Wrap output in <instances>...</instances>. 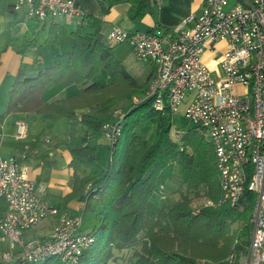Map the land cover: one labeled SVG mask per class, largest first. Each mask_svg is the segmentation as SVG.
<instances>
[{
    "label": "trees",
    "instance_id": "trees-1",
    "mask_svg": "<svg viewBox=\"0 0 264 264\" xmlns=\"http://www.w3.org/2000/svg\"><path fill=\"white\" fill-rule=\"evenodd\" d=\"M5 1L7 9L14 11L12 0ZM97 1L101 15L115 4L127 2L133 17H142L152 15L155 5L154 0ZM71 37L70 50L58 54L50 66L35 59L29 68L18 70L6 110L0 114V127L5 116L12 113L66 118L69 136L65 147L71 156L72 190L57 207L64 212L67 204L77 199L82 212L95 213L99 221L91 230L94 241L77 264H108L115 259L116 251L124 249L134 250L131 264H221L233 247L249 242L254 195L245 191L236 206L219 204L213 145L197 126L188 125L173 137V114L166 101L161 110L154 108L157 95L133 103L146 92L154 76H133L127 70L115 56L116 45L104 41L98 16L84 14ZM25 38L29 45L36 40L29 34ZM26 44L6 42L0 46V54L9 46L22 53ZM100 69L109 76L106 85L92 82L71 96L51 102L45 99L47 85H78L92 80ZM120 103L128 108L120 118V132L110 148L108 162L97 172L103 121L93 112ZM146 126L151 128L150 134L138 135L136 130ZM39 154L44 167L52 165L46 153ZM182 165L194 167L197 184L204 186V192L197 188L193 195L183 194L173 205L154 203V196L162 194L174 170ZM9 264L33 263L16 260Z\"/></svg>",
    "mask_w": 264,
    "mask_h": 264
},
{
    "label": "built area",
    "instance_id": "built-area-1",
    "mask_svg": "<svg viewBox=\"0 0 264 264\" xmlns=\"http://www.w3.org/2000/svg\"><path fill=\"white\" fill-rule=\"evenodd\" d=\"M12 5L35 22L81 20L84 15L78 0H12ZM106 38L111 46L127 44L137 59L153 66L149 88L135 99L157 95L154 108L161 110L166 101L172 114L183 106L187 124L202 129L213 145L219 204L236 206L245 191L254 195L249 242L233 247L221 264H264V0H204L198 14L173 29L112 27ZM220 42L226 48L213 71L202 56ZM102 129L111 148L120 119L104 122ZM26 136L25 125L18 123L16 137ZM2 141L0 127V263L77 264L94 241L91 231L80 230L82 216L60 212L27 175L23 161L36 149L24 143L4 157ZM47 219L54 223L46 234L24 237Z\"/></svg>",
    "mask_w": 264,
    "mask_h": 264
},
{
    "label": "crops",
    "instance_id": "crops-1",
    "mask_svg": "<svg viewBox=\"0 0 264 264\" xmlns=\"http://www.w3.org/2000/svg\"><path fill=\"white\" fill-rule=\"evenodd\" d=\"M80 4L81 0H78L79 7ZM203 4L204 0H162L161 4L155 3L152 15L147 14L142 17H133V11L130 4L127 2H121L111 6L106 14L103 15L99 13V5H96L93 10L84 14L95 15L102 20V27L104 26V28H102V34L104 36V32L107 34L112 27H119L128 32L151 30L156 26L173 29L178 26L185 17L198 14L202 9ZM23 11L24 19L20 24H17V26L19 25V29L21 31L19 34H23L22 36L24 39L27 34L37 39L38 33L45 30L47 26V30L49 31H52L56 27V20H47L44 22L27 20L26 17H24L25 10L23 9ZM10 13L13 14V21L15 22L18 12L12 11ZM106 29L108 30L106 31ZM225 48L226 44L224 42H220L216 45L215 50H205L202 58L204 63L211 70L214 71L218 68V61ZM114 53L115 56L123 62L127 69L135 68L137 72L136 76L148 75V77L150 76L151 78L154 76L153 66L147 61L137 59L127 44L122 43L114 46ZM35 59H38L41 63H43L41 58L37 55L30 54L27 56L26 50L22 53H18L12 46H9L5 51L1 52L0 91L2 89V92L5 93V97L7 96V99L10 86L13 83L18 70L21 68L22 61L26 60L27 65L30 66ZM108 78L109 76L107 72L100 69L94 75L92 80H85L78 85L72 84L69 86H63L61 84H49L45 87L44 97L48 102L65 98L76 94L79 88L87 86L92 82L99 86H104L107 84ZM7 101L8 100H6V103H4V101L3 103H0V114L5 112ZM103 109L107 111L112 110L113 108H99L93 113L98 117L97 112ZM102 121L104 122V120ZM17 122L26 123L25 127L27 137L25 141L31 147L38 148L36 154L29 156V163L27 162L26 164V159L22 166L27 175L36 181L39 189L43 190V197L46 201L57 206L58 201L72 190L71 169L69 167L71 156L65 147V143L68 141L69 136L66 118L63 116H45L31 113H12L6 115L1 126V130L3 132V144L8 143V156L14 155L21 149V145L25 143L24 140L19 141L15 137ZM102 143H105L107 151L102 150ZM40 152L47 154L48 161L52 162L51 166H43L42 159L39 154ZM109 155V142L103 137L100 140V146L97 150V161L95 167L97 172H101L104 169L108 162ZM33 159H36V161H33L32 163ZM75 201L77 202V209L81 206V202L77 199L71 200L64 210L69 215L73 214H70L68 207ZM53 223V219H49L47 224H43L40 227V235L46 234ZM94 227L95 226L91 227V229L83 230L81 226L80 230L89 232Z\"/></svg>",
    "mask_w": 264,
    "mask_h": 264
},
{
    "label": "rangeland",
    "instance_id": "rangeland-1",
    "mask_svg": "<svg viewBox=\"0 0 264 264\" xmlns=\"http://www.w3.org/2000/svg\"><path fill=\"white\" fill-rule=\"evenodd\" d=\"M109 0H104L105 3H108ZM96 5L98 4L97 0H81L80 4V10L82 13H87L93 10ZM155 6V5H154ZM18 15L15 19V22L13 21V14L9 12L7 9L6 1L3 0L0 3V46H2L6 42H10L11 44L15 45H24L26 44L27 38L24 39L19 29V25L23 18V9L18 10ZM100 13V12H99ZM9 17V18H8ZM3 21V22H2ZM13 21V22H12ZM81 20L77 19H66V18H57L56 19V27L49 31L48 26L45 30L40 31L38 33L37 41L34 42V45H29V43L26 44V55L29 56L30 54L37 55L41 60L43 61L44 66H50L53 63L54 58L63 52H66L70 50L72 45V37L71 32L74 31L76 28V25ZM104 28V26L102 27ZM108 29H106L107 31ZM104 41L108 44L106 33L104 32ZM31 66V65H30ZM30 66L27 65L26 60L22 61L21 68H29ZM133 76H136V70L135 68L127 69ZM216 71V70H214ZM142 76V75H139ZM4 94V97H3ZM7 96L5 97V93L2 92V89L0 91V103L4 101L6 103ZM138 99H133V103H137ZM128 108V105L125 103H120L116 107H114L112 110H99L97 112L98 118L100 120H104V122H115L117 119H120L122 114L121 111L124 112ZM184 107L181 106L176 113H173L172 115V128H171V135H176V132H183L188 124L186 122V119L184 117ZM116 115V119H115ZM103 122V123H104ZM23 123V122H17ZM24 125L26 123H23ZM26 126V125H25ZM151 128L149 126L138 128L136 130L137 134L140 136L147 137L150 134ZM27 132V131H26ZM16 137V133H15ZM27 137V136H26ZM174 137V136H173ZM17 140L23 141L21 139ZM26 139V138H25ZM24 139V141H25ZM20 143V142H19ZM25 143H27L25 141ZM3 144V141H2ZM24 144V143H23ZM22 144V145H23ZM21 145V147H22ZM102 150H106L105 143H102ZM31 147V146H30ZM2 148V145H1ZM34 148V147H33ZM36 151H38V148H34ZM8 143L3 144V148L1 151V154L4 157H7L8 153ZM5 153V154H3ZM108 153V152H107ZM106 153V156H107ZM36 153H31L30 156L34 155ZM29 157L26 160V164L29 161ZM25 161V160H24ZM23 161V162H24ZM36 161V159L32 160ZM29 163V162H28ZM198 178L196 174V170L193 166H179L177 167L173 174L171 175L170 179L166 182L165 187L163 188L162 194H157L154 196L153 201L157 205L161 204H167V205H173L178 200H180L181 196L183 194H190L193 195L195 190L198 188L199 191L204 192V186H199L197 184ZM69 212L73 215H81L82 216V229L88 230L91 229L93 226L98 225V217L93 212H82L80 208L77 209V202H72V204L69 205ZM66 212V211H64ZM49 222L48 220H44L40 222L37 226L32 228L31 230L27 231L24 234L25 238H33L40 236V227L43 224H47ZM233 227H238V223L235 222L233 224ZM133 249H124L122 251H116L115 252V259L113 261H110L108 264H131L132 263V254ZM1 264V263H0ZM55 264V263H52Z\"/></svg>",
    "mask_w": 264,
    "mask_h": 264
},
{
    "label": "bare ground",
    "instance_id": "bare-ground-1",
    "mask_svg": "<svg viewBox=\"0 0 264 264\" xmlns=\"http://www.w3.org/2000/svg\"><path fill=\"white\" fill-rule=\"evenodd\" d=\"M25 17V16H24Z\"/></svg>",
    "mask_w": 264,
    "mask_h": 264
}]
</instances>
